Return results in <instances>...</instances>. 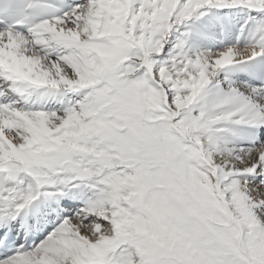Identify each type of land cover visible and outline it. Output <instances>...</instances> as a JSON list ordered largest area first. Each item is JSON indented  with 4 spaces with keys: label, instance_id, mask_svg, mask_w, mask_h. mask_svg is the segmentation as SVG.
<instances>
[{
    "label": "snow or ice",
    "instance_id": "obj_1",
    "mask_svg": "<svg viewBox=\"0 0 264 264\" xmlns=\"http://www.w3.org/2000/svg\"><path fill=\"white\" fill-rule=\"evenodd\" d=\"M0 264H264V0H0Z\"/></svg>",
    "mask_w": 264,
    "mask_h": 264
}]
</instances>
